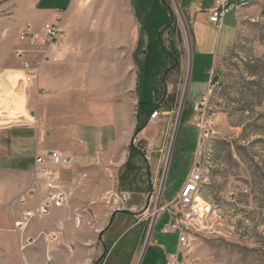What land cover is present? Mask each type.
<instances>
[{
    "label": "rangeland",
    "instance_id": "374dc122",
    "mask_svg": "<svg viewBox=\"0 0 264 264\" xmlns=\"http://www.w3.org/2000/svg\"><path fill=\"white\" fill-rule=\"evenodd\" d=\"M116 1L82 0L80 11H76L71 24L81 27L77 32L84 40L79 47L80 53L88 52L87 56H77L83 61L80 67L88 73L101 71L103 75L106 72L115 75L114 94L108 98L104 96L103 101L107 99L106 103L120 107L133 102L131 108L136 117L141 104L140 78V97L149 105L147 108L159 106L162 115L149 120L143 132L135 135L128 145L130 151L131 146L136 148L135 140L142 144V153L136 154L143 169L138 183H142L148 193L145 198L151 205L149 214L161 201L167 204L178 197L198 156L204 167L199 191L203 226L193 232L190 245L181 251V259L185 255L183 264H264V0L248 5L250 9L242 16L237 44L214 71L224 87L215 90L208 100V109L216 111L211 116L215 134L200 145V131L193 120L195 105L192 107V104L194 96L201 95L205 85L208 87L211 68L199 64L195 57L191 63V40L185 18L172 0L158 1L164 7L161 11L151 8L157 3L148 0L149 12L145 14L144 10H139L138 20L124 14L128 3ZM32 3L33 0H0V31L10 28V47L25 26L32 25L40 31L46 24L42 20H31ZM116 8L119 10L117 17ZM58 22L64 36L58 49H40L38 55H30L39 68L35 82H27L25 72H9L7 76L12 75L16 80L10 81L11 89L6 90L0 78V118L10 109L14 112L8 116L20 113L24 123L35 122L19 125L38 127L39 113L41 123L53 115L66 118V12ZM113 24L125 29L131 26L138 29L139 24L142 25L141 48L135 57L129 37L123 44L127 33L117 34L119 47L110 41L109 28ZM4 36L0 38V60L5 58ZM19 48L22 47L18 41L15 51ZM101 49L103 60L100 64L101 61L90 54ZM49 50L52 53L47 55ZM167 54L178 57V61H170ZM67 67V73L77 72L74 66ZM189 80L190 95L187 97ZM81 83L82 87L95 89L100 84L95 80ZM76 99L73 111L88 108L85 101ZM220 101L223 103L216 108ZM168 105H172L173 113L163 114ZM145 155L152 158L151 164L147 165ZM135 161L133 166L137 168ZM138 171L141 172L140 168ZM138 190L135 184L129 192L133 196ZM110 198L116 204L114 196ZM148 219L150 226L133 264L164 263L162 251L149 246V242L153 233L161 232L169 215H161L158 223V218ZM169 238L178 246L176 234Z\"/></svg>",
    "mask_w": 264,
    "mask_h": 264
},
{
    "label": "crops",
    "instance_id": "0c3cea01",
    "mask_svg": "<svg viewBox=\"0 0 264 264\" xmlns=\"http://www.w3.org/2000/svg\"><path fill=\"white\" fill-rule=\"evenodd\" d=\"M120 1L125 5L128 3L124 11L127 17L138 20L139 10H144L145 14L149 12L148 0ZM158 1L161 0H154L157 5L151 8L156 7L161 11L164 7ZM253 1L236 0L240 5L233 10L234 14H227L218 27L210 22L208 14L215 0H172L187 23L191 63L195 57L205 68L217 70L220 60L237 44L242 16L249 11L248 5ZM81 2L33 0L31 5V20H42L44 24L57 23L66 12V118L53 115L41 123L43 120L39 113L38 127L19 125L35 122L24 123L20 113L15 117L8 116L14 109L0 118L3 120L0 124H5L0 126V264H133L150 226L148 208L151 205L145 198L148 194L145 193V186L138 183L143 169L137 157L134 160L138 167L134 165L141 172L138 171L139 175L131 186L136 184L139 190L133 192L135 194L124 210L115 208L116 204L110 198L113 192L121 190L120 176L130 157L128 145L136 135L138 124L131 108L133 102L120 107L119 104L106 103L107 99L103 101L104 96L108 98L114 94V74L106 72L103 75L101 71L88 73L80 67L83 61L77 56H87L88 52L80 53L79 47L84 40L77 32L81 27L79 29L78 25L71 24V19L76 11H80ZM114 12L117 17L118 8ZM228 15H231L229 19ZM9 30L5 27L0 31V38L5 33L6 40L5 58L0 60V78L6 90L11 89L12 85L7 74L24 72L22 64L15 57L18 34L10 47L12 35H9ZM122 31L128 34L123 44L127 43L129 37L134 56L141 41L142 25L139 24L138 29L135 26L125 29L117 24L111 25L110 41L118 47L120 41L117 34ZM51 53L49 50L47 55ZM98 53L91 52L90 56L98 58L101 64L102 49ZM67 66H74L77 72L67 73ZM86 80H95L100 84L96 89L86 85L82 87L81 82ZM190 84L189 80L187 97L190 95ZM204 89L201 95L194 96L192 107L207 93L206 85ZM76 98L85 101L88 108L73 111L72 104L78 100ZM164 112L171 114L173 108ZM48 152H57L72 159L69 165L47 166L56 172L63 190L69 194L68 203L62 208H55L45 218L32 219L25 233L18 232L14 230L15 222L20 221L26 211H36L45 194L44 181L37 172L36 157ZM30 189H33V194L28 196ZM123 191L129 192L128 189ZM23 196L27 198L26 205L20 202ZM115 203L119 205L118 201ZM53 235L58 237L57 241H51ZM170 235L153 233L149 242V246L162 251L165 258L163 264L168 253L179 250L177 243L174 244L169 238ZM27 238L33 241L26 243ZM44 238L49 241L45 242ZM184 256L181 259L180 255L182 263L185 262Z\"/></svg>",
    "mask_w": 264,
    "mask_h": 264
},
{
    "label": "built area",
    "instance_id": "2783aa9c",
    "mask_svg": "<svg viewBox=\"0 0 264 264\" xmlns=\"http://www.w3.org/2000/svg\"><path fill=\"white\" fill-rule=\"evenodd\" d=\"M238 6L239 4L236 0H215L214 6L208 12L210 22L220 27L224 17L233 10H236ZM61 18L62 16H60L59 19ZM63 37V32L60 28L59 22L46 23L40 31L32 25H27L22 28L18 34L19 45L22 48L15 51V57L23 66L27 82L33 83L39 77V68L35 65L34 61L30 59V55L34 53L38 55L37 51L40 49L58 48ZM222 87L223 82L220 78L215 77V72L211 70L207 93L204 94L201 97V100L193 107V120L196 122L195 126L200 131L198 145L204 141V137L206 135L215 134L213 129L214 122L211 119V116L215 115L216 111L208 109V100H210L215 90L221 89ZM222 103V101L218 102L216 108H219ZM161 115L160 111L156 110L152 113L149 120H156ZM141 146V142L135 140V147L138 148L140 152ZM144 158L147 164H151L152 158L150 156L145 155ZM71 162V158L61 156L57 152H48L47 154L36 157V166L38 167L37 172L40 175V179L44 181L46 191L41 199V204L38 209L36 211H26L22 219L14 224L16 231L25 233L32 219L37 217L40 219L45 218L49 216L55 208H62L67 205L69 194L63 190V186L60 184V180L56 176V172L47 166H63L69 165ZM200 165L201 160L198 156H196L195 165L178 197L174 201L167 204L161 203V201L160 205L155 206L149 215V218L152 220L154 218H158L159 221L161 215L168 214L169 221L162 227L161 232L164 235H177L179 250L174 253H168L165 264H183L180 261L181 251L190 245L193 232H198L200 226H203V221H200V216L198 215V207H200L201 204H192V196L194 194L195 187H197V175ZM153 186L152 190L154 189ZM27 193V195L30 196L33 194V189H30ZM115 194H123V197L125 198V205L116 204L118 210H124L131 201L132 194L130 192L116 191L112 195L114 198ZM20 202L22 205H26L27 198L23 196L20 199ZM57 240L58 237L56 235L51 237V241ZM31 241H33L32 238L26 239V243ZM44 241L48 242L49 239L44 238Z\"/></svg>",
    "mask_w": 264,
    "mask_h": 264
},
{
    "label": "trees",
    "instance_id": "16d2710c",
    "mask_svg": "<svg viewBox=\"0 0 264 264\" xmlns=\"http://www.w3.org/2000/svg\"><path fill=\"white\" fill-rule=\"evenodd\" d=\"M172 27H173V25H172ZM169 28H170V26L168 25L167 29L169 30ZM140 48H141V41L138 44V47H137L138 50L136 49L135 56L137 55L136 53H138L137 51H139ZM143 53H145V52H143ZM167 55H168V58H169L170 61L171 60L178 61V57H175V56H173L171 54H167ZM174 66H175V64H174ZM176 66H177V64H176ZM140 69H141V67H140ZM138 93H139V101L141 102V104H140V108L138 109V113H137V116H136L137 124H138L137 130H136V135L139 134L140 132H142L146 128L147 123H148L152 113L159 109V106H154L152 108H147V106H149V105H147L144 102V99H142L140 97V78H139V81H138ZM172 108H173L172 105H168L166 107L167 110H165V111H169ZM138 152H139V150L134 148V146H131V148H130V157L128 159L127 164L125 165V168H124V171L122 172V175L120 176V189L122 191L124 189H128L129 190L132 187L131 186L132 182L135 179H137V177L139 175L138 170L133 166V161L136 158V154ZM121 190H119V191H121Z\"/></svg>",
    "mask_w": 264,
    "mask_h": 264
},
{
    "label": "bare ground",
    "instance_id": "6f19581e",
    "mask_svg": "<svg viewBox=\"0 0 264 264\" xmlns=\"http://www.w3.org/2000/svg\"><path fill=\"white\" fill-rule=\"evenodd\" d=\"M189 43V42H188ZM190 44V43H189ZM10 81H15L16 77H13L12 75L10 76ZM224 87V84H223ZM210 135H206L204 137V139L208 138ZM203 175H204V167L202 166V164L199 166L198 169V175H197V187H195L194 190V194L192 196V204H198L200 203V199H199V191H200V187L202 184V180H203ZM162 189V187H161ZM161 192V191H160ZM115 201H118V203L120 205H125V198L123 197V194H115ZM203 204V203H200ZM198 215L200 216V221L203 220V211L201 208L198 207Z\"/></svg>",
    "mask_w": 264,
    "mask_h": 264
}]
</instances>
